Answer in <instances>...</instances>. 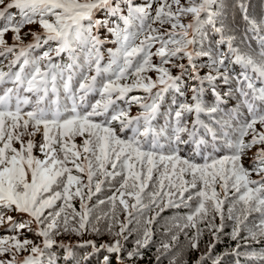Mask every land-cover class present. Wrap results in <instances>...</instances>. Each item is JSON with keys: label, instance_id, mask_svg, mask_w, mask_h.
Returning <instances> with one entry per match:
<instances>
[{"label": "snow or ice", "instance_id": "snow-or-ice-1", "mask_svg": "<svg viewBox=\"0 0 264 264\" xmlns=\"http://www.w3.org/2000/svg\"><path fill=\"white\" fill-rule=\"evenodd\" d=\"M155 3L153 9L134 0H0V57L9 61L8 71L0 68V226L7 224L12 232L27 229L39 241L21 240L19 235L0 238V264H58L53 250L63 249L70 256L73 247H91L89 256L103 251L99 264H113L112 255L116 264L134 262L153 242L150 226L156 217L165 208L181 205L190 211L175 227L195 230L190 237L185 232L189 249L199 248L205 229L211 236L208 251L196 264L209 259L221 264L225 256H235L236 264L240 257L264 260V248L248 250L249 242H264V131L256 128H264V86L254 83L259 78L264 85V0L259 15L252 11V0ZM13 8L19 18L9 11ZM101 12L104 18H97ZM112 16L122 19L124 27H109L105 20ZM185 17L191 19L185 23ZM157 23L160 28L153 26ZM31 24L41 31L29 33L33 40L25 44L20 33ZM166 24L170 28L162 32ZM100 29L114 34L119 44L107 50L106 64ZM9 31L14 34L11 46L4 39ZM254 40L258 43L251 47ZM50 42L56 46L34 55ZM157 43L160 47L153 52ZM53 53H67L70 61L58 62ZM153 56L159 57V64H153ZM201 57L211 59L204 76L196 64ZM184 59L187 64L173 63ZM169 64L179 69L178 75L165 67ZM229 65L243 71L233 75ZM189 68L195 82L190 101L178 104L166 123L157 126L164 95L170 90L182 93ZM149 71L157 73L155 80L146 75ZM220 85L227 89L223 95ZM134 90L146 95L129 96ZM206 93L211 103H206ZM93 95L94 102L89 100ZM233 96L239 107L227 111ZM132 104L141 109L135 116L130 115ZM37 147L43 159L34 155ZM253 147L257 151L246 167L244 158ZM117 177L113 194L92 204L102 186ZM77 199L79 210L73 203ZM106 203L107 212L94 214ZM144 210H156L155 215L145 219L128 250L122 241L133 235L130 226L140 223ZM101 220L108 222L105 231L111 242L87 240L74 246L58 239L63 233L82 236L89 230L101 235ZM226 222H231L228 233ZM224 234L237 241L236 246L213 256ZM178 239L171 237L173 242ZM172 247L161 243L157 264ZM5 253H11V259H3ZM178 257L169 264H177Z\"/></svg>", "mask_w": 264, "mask_h": 264}, {"label": "rangeland", "instance_id": "rangeland-1", "mask_svg": "<svg viewBox=\"0 0 264 264\" xmlns=\"http://www.w3.org/2000/svg\"><path fill=\"white\" fill-rule=\"evenodd\" d=\"M223 2H229L230 0H222ZM10 2V0H5V3ZM138 6H147L149 4L152 5V8L154 9L156 7V3L155 0H137L135 2ZM182 4H186L187 0H181ZM3 5H0V8H2ZM261 10V0H252V11L254 14L259 15ZM10 11H17V9L13 8L10 9ZM126 9L124 10L125 14ZM103 14V12L101 13H97V18H100L99 15ZM153 15H154V11H153ZM113 17L108 18L107 20H109L110 22L113 21ZM191 17H185L183 18V22L187 23L188 20H190ZM237 23H239V21H236ZM112 23L111 25H109V27H112ZM154 27L160 28L161 26L157 23L155 25H153ZM170 28V25H164L161 28V31H165L167 29ZM241 32L243 31V23L241 25ZM104 29H100L99 32H101ZM36 31H41L40 27L38 24H31V25H26L22 30H21V38L23 40V42L25 44L32 42L33 37L31 34V32H36ZM98 32V34H99ZM239 33H237L238 35ZM13 36L14 34L9 31L8 33L5 34L4 39L7 41V43L11 46L13 44ZM101 39L109 41L111 39V36H108L107 34L104 35H100ZM218 37H215V39ZM207 39V38H206ZM116 42V41H115ZM55 42H50L48 45H42L40 48H38L37 50H48L49 47H55ZM117 45H115L114 47H116ZM160 47V45L157 43L153 46L152 51L155 52L158 48ZM251 47H256L255 42H252ZM105 50L107 51L110 47L109 43H106L105 46ZM19 49L17 48V51ZM103 52V51H102ZM106 54V53H105ZM108 56V54H106ZM199 61V60H196ZM152 62L153 64H159L160 60L159 57L153 56L152 57ZM173 63H184L187 64V59L184 60H173ZM197 64V63H196ZM204 63L198 62L197 64V68L199 70V74L201 76L206 75L208 72H206L207 69H210L209 67H206L205 65H211V62L209 64H205ZM7 66V59H4L2 65L0 66V68L2 67H6ZM202 66H205L204 68H202ZM165 67H169L171 68L172 71V75H178L179 74V69L178 68H172L171 64L169 65H165ZM239 67V66H236ZM235 68V67H234ZM188 78H191V69H188ZM147 76L151 77L153 80H155L157 78V73L155 71H149L146 73ZM187 80V78H185ZM130 82V81H129ZM195 82L192 80L190 85H193ZM190 86L187 87L184 92L182 93H178V99L175 100L174 103H168L167 107L168 109V113L170 112V110H174L175 107L172 106L177 105V102H179V99H181L182 102H189L191 99V91H190ZM227 90V89H224ZM155 91V89L153 90ZM223 90H221L220 92H222ZM132 95H136V96H145L146 94L142 91V90H134L133 92L129 93V96ZM233 100H237V98L235 96H233L230 101L227 100V102L229 104H232ZM122 106L127 107V105L123 104ZM171 104V106H170ZM232 109H235V107H233ZM141 109L138 105L132 104L131 108H130V115L135 116L138 112H140ZM164 110L161 106L160 109V114H158L157 120L155 122H158V124H156L157 126H163L166 121L168 120V118H165L164 116ZM192 118L189 117V123L191 122ZM256 128L258 131H264V128H262L259 124L256 125ZM117 131L119 132V129L117 128ZM128 134V133H126ZM130 134V133H129ZM246 139H251V136L247 137ZM41 140V135L37 134L35 137V141L37 142V144H39ZM76 143L80 144L81 143V138L77 137L76 138ZM17 147H19V145H16ZM259 147V146H257ZM257 147H253L251 149V151L248 152L247 156L244 158V164L245 166H249L251 158L254 157L256 151H257ZM34 155L40 157L41 159H43L42 154L39 151V148H35L33 150ZM182 155L184 154V152L181 153ZM222 154V153H221ZM253 179H259L258 176H256L255 174H253L252 176ZM119 180L120 178L117 177L116 180L112 181L110 184L106 183L104 186H102V192L97 194V196H94L92 199V204H96L97 201V197H99L100 199H105L107 200V198L109 196H111L113 194V192L115 191V188L119 186ZM151 185L149 186V189L146 190L147 191H151ZM130 203L133 202L131 199L129 201ZM73 203L75 204L77 210H79V200H75L73 201ZM144 203H148V199L147 197H145ZM227 207V205L225 206ZM110 208V204L106 203L105 205L102 206H97L94 209V214H102L104 212H107ZM155 211H148V210H144L143 215H141L139 217V224H134L130 227H133L134 232L133 235H131L129 237V239L125 242L122 241V243H124V246L126 249L131 250L134 246V240L136 239L137 235L139 233L142 232L143 227H144V221L146 218H149L151 216L155 215ZM190 211L189 208L184 207L183 205H181L179 208L176 207H168L165 208V210L163 212L160 213V215L158 217H156L155 222L150 226L152 231H153V237H152V244L143 250V258L139 259L137 258L134 262L133 261H128L126 260V264H157L156 261V256H157V248L161 245V243H172L173 247L172 249L164 256L161 257V261L160 264H169L170 259L173 256H176L177 254H179V257L177 259V264H182V262L186 261L187 264H196V261L199 259L201 254H204L208 251V243L211 239L210 233L208 232L207 229L204 230L203 235H201L200 239H199V248L198 249H189L188 247V241L185 237V232H187L188 236L190 237L193 233H194V229H186L184 230V232L180 231L179 228L175 227L176 224H182L183 221V217L188 214ZM182 212V213H180ZM8 215H12L14 218L16 219H27V216H23L21 217L19 214L15 213V212H8ZM119 214V213H118ZM180 215V216H179ZM119 219L123 220L124 216L123 214H119ZM216 224H219V218H217V220L215 221ZM107 221L101 220L98 227H100L101 229V235H96L95 233H92L90 230L85 232L82 236H78L75 233H63L61 236L58 237L59 240H63L64 243L68 244H72V245H77L78 243H82L83 241H87V240H94L96 241V243L99 245L101 243H105V242H111L113 237L111 235H109L107 233V231H105L106 225H107ZM228 224V227L225 228V233L230 232L231 230V222H226ZM33 227H35L33 225ZM200 227H204V225H200ZM118 230V228H114L113 231ZM12 235H19V238L21 240H23L24 238H28V239H32V240H36L38 241V238L35 236L34 233L32 232H28L27 229L24 230H18L17 232H12L11 230H9L8 225L5 224L3 226H0V238L3 237H7V236H12ZM172 235H178L179 239L177 241H171V237ZM241 235H245V233H241ZM237 241H234L230 238V236L224 234L221 236L220 241L216 243V247L212 250V254L213 256H219L222 253H224L225 251H231V249L235 248ZM241 243H244L243 241H241ZM225 244H227V247H225ZM256 243L253 242H249V248L248 250L252 249V247L255 245ZM256 248H264L263 246H256ZM244 249L242 248L241 251H243ZM92 248L91 247H73V251L72 254L70 256L66 255L65 250L63 249H59L56 248L53 250L52 254L54 256V258H61L62 263L61 264H71L72 260L78 259L79 257H83L82 261L80 262V264H99V261L102 259V256L105 255L106 253H104L103 251L101 253H97L95 255H91L89 256V253H92ZM24 255H27V253H20V256L23 257ZM85 257H88L87 260H85ZM3 259L7 260V259H11V253H5L2 257ZM111 259H115L116 262V257L114 255L111 256ZM236 260L237 258L235 256H225L223 258V260L221 261V264H236ZM248 260V261H246ZM259 258H245V257H240L239 258V264H260L259 262ZM88 261V262H87ZM60 264V263H58ZM205 264H212V261L206 260Z\"/></svg>", "mask_w": 264, "mask_h": 264}, {"label": "trees", "instance_id": "trees-1", "mask_svg": "<svg viewBox=\"0 0 264 264\" xmlns=\"http://www.w3.org/2000/svg\"><path fill=\"white\" fill-rule=\"evenodd\" d=\"M137 0H134V2H136ZM120 2V0H117V3H119ZM223 2V1H222ZM230 2V1H229ZM229 2H227V3H229ZM224 4H227L226 2H223ZM125 14H127V13H125ZM104 16H105V14L103 13V14H101V16H100V18H104ZM108 19V18H107ZM105 20V23L106 24H108V25H111V23L113 24L112 25V27H116V26H119V27H124V24H123V21H122V19H120V18H118V17H116V16H114L113 17V21L112 22H110L109 20ZM237 21H239V25H240V29H239V31H241V25H242V22L240 21V19H239V17H237ZM104 34H107L108 36H113V34H111V33H108L107 31H104V30H102L101 32H99V34H98V32H97V35H104ZM101 37V36H100ZM213 39H215V36L214 37H212ZM208 42H209V38H207V39H205V46H207L208 45ZM253 42H255V41H253ZM106 41H104V46L102 47V49L104 50V51H106L105 49V46H106ZM258 43V42H257ZM111 44V43H110ZM112 45H114V44H112ZM217 47H221V46H219V45H217ZM221 50H223V51H226V48H222ZM197 60H199V61H196V63L198 64V62H203L204 64L203 65H205V64H209L210 62H211V59L210 58H197ZM230 66V65H229ZM205 66H202V68H204ZM210 69H207L206 70V72H208ZM243 71V69L241 68V70H238V72L237 73H241ZM250 72V71H249ZM248 72V73H249ZM185 79V78H184ZM186 81V84H184L183 86L184 87H186V85H187V87H189V86H191L190 85V83H191V78H187V80H185ZM260 86H262V85H260L259 84V86L258 87H260ZM264 86V85H263ZM185 90V89H184ZM183 90V91H184ZM167 102V101H166ZM165 102V103H166ZM208 102H210V100H208ZM235 107H239V105H236ZM207 117V116H206ZM208 119H211L210 117H208ZM180 213H182V212H180ZM180 216V215H179ZM264 245V242H262V243H256L253 247H252V249H250V250H260L261 248H256V246H263ZM225 247H227V244H225ZM82 259H83V257H79L78 259H75V260H72V262H71V264H80V262L82 261ZM56 260L58 261V263H62V261H61V258H56ZM112 261H113V264H116V262H115V259H112ZM246 261H248V260H246ZM88 262V261H87ZM259 262H260V264H264V260H259ZM83 264H84V262H83ZM86 264H88V263H86Z\"/></svg>", "mask_w": 264, "mask_h": 264}, {"label": "bare ground", "instance_id": "bare-ground-1", "mask_svg": "<svg viewBox=\"0 0 264 264\" xmlns=\"http://www.w3.org/2000/svg\"><path fill=\"white\" fill-rule=\"evenodd\" d=\"M101 15H99V17H100Z\"/></svg>", "mask_w": 264, "mask_h": 264}]
</instances>
